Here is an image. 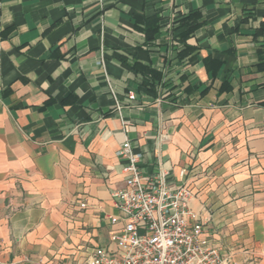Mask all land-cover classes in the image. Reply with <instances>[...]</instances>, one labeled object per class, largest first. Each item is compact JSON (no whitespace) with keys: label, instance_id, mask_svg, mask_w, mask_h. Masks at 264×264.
<instances>
[{"label":"crops","instance_id":"1","mask_svg":"<svg viewBox=\"0 0 264 264\" xmlns=\"http://www.w3.org/2000/svg\"><path fill=\"white\" fill-rule=\"evenodd\" d=\"M177 10L202 21L182 60ZM156 13L149 44L136 16ZM263 23L264 0H0V264H86L109 242L125 138L143 172L187 169L204 240L264 264Z\"/></svg>","mask_w":264,"mask_h":264},{"label":"built area","instance_id":"2","mask_svg":"<svg viewBox=\"0 0 264 264\" xmlns=\"http://www.w3.org/2000/svg\"><path fill=\"white\" fill-rule=\"evenodd\" d=\"M127 98L136 100V93L130 90ZM122 107L117 100L120 114ZM116 153L126 160L124 185L112 191L117 213L108 216L109 242L90 249L86 264H233L231 254L202 238L203 223L184 180L186 168L176 180L159 161L151 172H143V156L129 138Z\"/></svg>","mask_w":264,"mask_h":264},{"label":"trees","instance_id":"3","mask_svg":"<svg viewBox=\"0 0 264 264\" xmlns=\"http://www.w3.org/2000/svg\"><path fill=\"white\" fill-rule=\"evenodd\" d=\"M163 16L160 13H156L152 16L137 15L136 16V28L144 33L146 41L152 44L155 39L161 36V28L163 24L161 20ZM202 25L201 14L198 10H193L188 13L182 12L180 10L176 11L174 17V46L177 51V58L182 60L187 55L195 51V47L188 43V39L194 36L196 30ZM264 33V23L255 30L254 36L258 37ZM205 62L207 64L217 63L216 61L206 58ZM140 65L143 72L142 84L153 90L156 83L161 81L162 73L160 70L151 67L150 65L140 64L138 60L134 61L131 66L136 68ZM259 68L264 69V58L262 57L259 64Z\"/></svg>","mask_w":264,"mask_h":264}]
</instances>
